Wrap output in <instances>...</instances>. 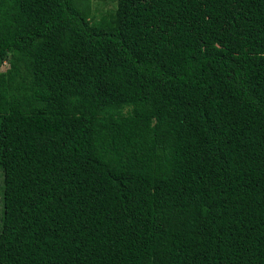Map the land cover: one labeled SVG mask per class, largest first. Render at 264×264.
Returning a JSON list of instances; mask_svg holds the SVG:
<instances>
[{
    "label": "trees",
    "instance_id": "trees-1",
    "mask_svg": "<svg viewBox=\"0 0 264 264\" xmlns=\"http://www.w3.org/2000/svg\"><path fill=\"white\" fill-rule=\"evenodd\" d=\"M0 0V264H264V0Z\"/></svg>",
    "mask_w": 264,
    "mask_h": 264
},
{
    "label": "rangeland",
    "instance_id": "rangeland-1",
    "mask_svg": "<svg viewBox=\"0 0 264 264\" xmlns=\"http://www.w3.org/2000/svg\"><path fill=\"white\" fill-rule=\"evenodd\" d=\"M116 4V0H90L91 12L96 19L100 18L102 15L112 12L115 9ZM7 66V61L0 62V71L5 70Z\"/></svg>",
    "mask_w": 264,
    "mask_h": 264
}]
</instances>
